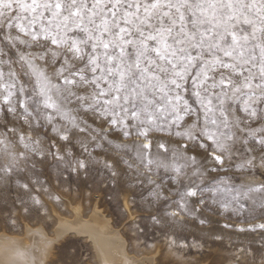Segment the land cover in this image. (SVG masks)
<instances>
[{
  "label": "snow or ice",
  "instance_id": "snow-or-ice-1",
  "mask_svg": "<svg viewBox=\"0 0 264 264\" xmlns=\"http://www.w3.org/2000/svg\"><path fill=\"white\" fill-rule=\"evenodd\" d=\"M94 165L161 231L264 218V0H0V200Z\"/></svg>",
  "mask_w": 264,
  "mask_h": 264
},
{
  "label": "rangeland",
  "instance_id": "rangeland-1",
  "mask_svg": "<svg viewBox=\"0 0 264 264\" xmlns=\"http://www.w3.org/2000/svg\"><path fill=\"white\" fill-rule=\"evenodd\" d=\"M213 164L212 160L207 161L208 167ZM34 178L37 183L29 184L30 191L14 190L23 202L15 194L0 200V235L12 232L20 235L30 226L56 236L61 230L58 214L73 218L71 203L83 201L87 205L86 218H91L98 202L104 215H108L115 229L124 234L125 242L135 247L138 254L154 250L161 256L174 253L168 261L161 258L160 264H259L264 254V230L257 227L264 218L259 213L238 214L213 206V211H205L200 216L207 221L204 224L197 218L185 216L182 227L161 231L146 210L144 196L147 189L112 182L102 165H94L87 176L65 172L63 177L46 166ZM254 178L264 181V176L259 173ZM168 186L172 187L170 182ZM165 195L171 200L178 199L167 191ZM198 199L190 198V203L193 207L203 208L197 203ZM175 209L173 204L171 210ZM254 227L256 231H252ZM78 229L67 231L65 237L54 243L60 261L64 264H96L94 247L86 237V229L81 230L85 234Z\"/></svg>",
  "mask_w": 264,
  "mask_h": 264
},
{
  "label": "bare ground",
  "instance_id": "bare-ground-1",
  "mask_svg": "<svg viewBox=\"0 0 264 264\" xmlns=\"http://www.w3.org/2000/svg\"><path fill=\"white\" fill-rule=\"evenodd\" d=\"M71 207L73 218H63L58 214L61 230L58 234L55 232L56 236L30 226L20 235L13 232L0 235V264H64L58 257L54 243L65 237L67 231L77 228H80V232L82 228L86 229V237L94 247L96 264H160L161 258L168 261L174 257L173 252L161 256L155 250L138 254L135 247L125 242L124 234L115 229L108 215H104L98 202L93 207L91 218H86L87 205L83 201L71 203ZM262 223L259 222V225Z\"/></svg>",
  "mask_w": 264,
  "mask_h": 264
}]
</instances>
